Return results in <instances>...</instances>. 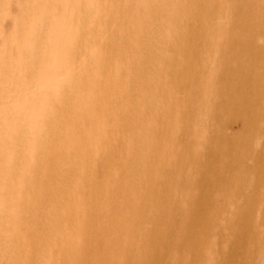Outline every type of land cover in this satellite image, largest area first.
<instances>
[{
	"label": "bare ground",
	"instance_id": "obj_1",
	"mask_svg": "<svg viewBox=\"0 0 264 264\" xmlns=\"http://www.w3.org/2000/svg\"><path fill=\"white\" fill-rule=\"evenodd\" d=\"M0 264H264V0H0Z\"/></svg>",
	"mask_w": 264,
	"mask_h": 264
}]
</instances>
